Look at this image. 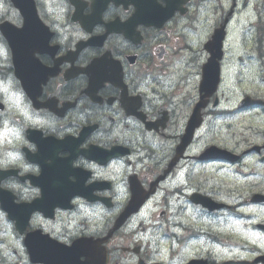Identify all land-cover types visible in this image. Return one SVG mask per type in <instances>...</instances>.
<instances>
[{
    "label": "flooded vegetation",
    "instance_id": "af4514ba",
    "mask_svg": "<svg viewBox=\"0 0 264 264\" xmlns=\"http://www.w3.org/2000/svg\"><path fill=\"white\" fill-rule=\"evenodd\" d=\"M182 2L183 0H174L172 5L179 9ZM158 4L165 7L167 3L160 0ZM155 5V0H112L111 3L108 0H96L95 15L90 10L91 5L86 7L79 4V9L73 15L84 23L96 22L99 12L111 7L113 14L104 18L103 23L113 24L115 29H120L121 24L133 21L142 23L157 15ZM82 7L85 9L81 14ZM135 14L140 18L132 19ZM224 25L225 35L221 43L217 44L213 42V34ZM202 27L208 28V41L202 45L203 52L199 59L194 61L192 53L198 49L195 37L188 34L199 33ZM136 30L139 35H127L134 41L129 50L120 51L118 38L112 37L105 40L103 45L105 53L113 51L110 60H100V57H96L100 62L94 66L84 68L69 65L68 70L90 71L97 81L115 80L130 94L129 78L141 80L143 86L138 87L133 98H140L145 104H156L157 100L163 99L167 116L162 121L146 117L144 132L151 133L162 141L178 139L179 143L163 163L155 160L153 149L143 151L145 142L141 139L137 145L131 133L129 138L133 146L123 148L121 155L107 159L103 153L111 152L112 149L90 153L89 155L95 158L92 163L107 159V163L99 167L97 174L91 177L88 184L89 187L98 186L95 191L96 199L109 201L114 206L115 193L125 201L124 207L118 215L109 218L110 222L97 216L98 223L88 225L95 234L77 235L63 241L57 240L52 234L55 226L60 224L62 228L72 231L81 221L69 214L76 206L75 200L72 201V208L65 209L59 205L74 192L88 194L81 189L85 177L70 168L73 144L44 143L39 159L42 162L44 158H48V166L44 169L43 176L36 178V183L42 192H45V196L38 201L17 203L31 204L34 209L39 210L36 214H31L23 232L25 240L29 238L37 246V250L31 254L32 264H100L101 260L103 264H171L173 260H176V264H259L264 261V254L245 256L244 251L247 246L264 252V249L252 244V241L264 235V210L260 207H256L254 211L249 210L250 205H258L264 201V187L251 183L264 177V171H261L264 168V87L254 88L247 85L246 80L238 79V75L253 79L255 70H262L259 77L264 85V0H185L182 9L176 11L162 28L139 25ZM107 35L104 32L90 39L99 41ZM46 37L34 35L27 44V50H47ZM80 43L87 44L88 41L81 40ZM209 43L212 45V51L220 56L217 60V80L215 84L211 81V84L201 89L202 69L212 61V55L208 52ZM53 46L55 45H49ZM36 59L41 60V57ZM245 61L248 63L245 64ZM193 63L195 67H192ZM27 65L30 69L29 81L35 93L40 82L50 77V73H47L50 67L33 61ZM210 68L214 70L213 67ZM194 73L197 78L193 81ZM63 74L64 69L61 70V75ZM72 74L74 73L69 75ZM95 83L96 81L94 86ZM111 91L113 94L108 98L117 99L118 90ZM104 95L105 93H101V98ZM239 95L243 98L237 101ZM67 103L72 101H58L57 107H63ZM229 116L235 123L238 138L241 137L234 144V148L225 133ZM248 120L253 121V126L252 130L247 128L246 132L243 126ZM109 122L111 123V118ZM189 125L191 129H188ZM246 125L250 126L248 123ZM245 133L246 139L243 138ZM208 137H214L216 142L205 146L204 141ZM210 147L231 151V159L214 158L217 153L208 152ZM194 164H204L208 167L203 172L192 174L189 169ZM213 168L220 170L213 173L206 171ZM72 169L80 170L77 163H73ZM126 169H134L133 174L141 184L142 193L137 195V200L141 203L137 209L139 211L117 227L118 217L132 203L123 195L122 190ZM230 169L234 170L236 179L235 193L243 197L239 203L234 201L235 208L229 205L228 208H223L226 200L221 201L223 203L217 202L203 192L187 195L189 180L199 185H210L212 180H216L214 183L217 184L222 175L228 174ZM137 172L140 174H136ZM76 177L79 183L71 185L70 183H76ZM128 178L131 180V176ZM173 187L186 202L188 200L193 205L196 204L191 202L190 198L196 201L207 198L215 205H220L217 209L242 208L243 211L236 213L237 217L256 222L239 230L234 225L229 234H226L223 229L227 224L214 223L211 225L212 231L209 232L208 224L191 230L187 225L177 224L172 218L162 220L168 214L167 197ZM214 190L220 191L217 185ZM143 193L150 195L145 198ZM196 206L200 208L199 205ZM89 212L91 213V209ZM210 219L214 220L213 217ZM4 225L7 227L5 222ZM172 228L178 231L174 232ZM193 231L195 234H189ZM191 235H197L199 238L204 236L207 242L200 243ZM7 239L11 241V233ZM50 240L61 246L54 245ZM88 240H99L103 243L99 248H95ZM228 240L233 243H226ZM185 241H194L195 244H190L177 259V245ZM72 246H75V250L63 257L62 248Z\"/></svg>",
    "mask_w": 264,
    "mask_h": 264
},
{
    "label": "clouds",
    "instance_id": "9594fccd",
    "mask_svg": "<svg viewBox=\"0 0 264 264\" xmlns=\"http://www.w3.org/2000/svg\"><path fill=\"white\" fill-rule=\"evenodd\" d=\"M16 2L17 0H0V19L14 17L18 22L23 23L26 29L34 22L46 34L45 47L47 50L33 48L31 49V58L37 64L48 65L51 73L47 80L40 82L38 90L34 93L28 76L20 70L17 47L9 34L16 30L11 25L0 24V220H3L7 225L4 230L5 240L7 241L9 233L12 236L11 242L4 244L0 264H32L31 249L23 235L28 217L23 221L18 220L13 215L12 208L17 203H30L45 196V192H42L41 187L36 183V178L42 177L44 169L48 166V158H44L42 162L39 159L44 143L54 142L59 145L71 143L74 145V149L71 151L73 159L69 160L70 168L73 172L83 174L85 178L81 189L88 193L82 195L79 192H74L64 198L59 205L64 208H72V201L75 200L76 206L69 214L81 221L72 231L57 224L52 234L61 241L70 240L77 235L95 234L88 225L98 223L97 216L110 222V217L121 212L125 201L121 199L120 195L113 194L115 202L113 206L109 201L97 200L95 191L98 186L89 187L88 184L91 177L97 174L99 167L107 163V159H111L114 155H121L123 148L133 146L129 133L136 139L137 145L141 139L145 142L143 151H147L149 148L153 149L155 160H159L161 163L167 159L168 154L179 143L178 139L162 141L153 134L144 132L146 117L162 121L167 116L163 107L165 103L163 99L157 100L156 104H145L141 102L140 98H133L138 87L143 86L141 80L129 78L130 94L121 83L115 80L101 79L97 81L90 71L68 70L69 65L84 68L94 66L100 62L96 57H100V60H110L113 51L105 53L103 45L105 40L112 37L118 38L121 45L120 51H127L134 44L125 31L114 32L112 28L103 23L104 18L113 14L111 7L99 12V19L89 29H86L81 20L77 19L73 13L77 11L78 4L86 7L91 5L90 10L95 15L96 0H33L34 7L37 4L39 6V16L47 22V27H45L40 24L39 18L29 21L23 17ZM108 2L111 3L112 0H108ZM159 2L160 0H155V3ZM165 2L168 4V0ZM184 2L185 0L180 4L179 9L172 11V14L181 10ZM168 8L161 10L167 11ZM84 9L85 7L80 9L81 14ZM165 19L161 20V23ZM104 32L108 34L104 39L99 41L90 39V37ZM188 35L195 37V45L198 49L192 53L195 61L203 52L202 45L208 41V33L207 31L202 34L193 32ZM81 40L88 41V43H80ZM49 45L55 46L49 47ZM208 52L213 57V60L209 61L212 63L216 57L212 51L211 43H209ZM37 57H41V60H37ZM57 57L63 58L58 59ZM247 63L248 61H245V64ZM117 67L119 66L117 65ZM192 67H195V63L192 64ZM62 69H64L63 75H61ZM70 73L74 74L69 75ZM53 77L58 78L52 79ZM196 78L194 73L192 80L194 81ZM94 81H96L95 86ZM256 84L258 87H264L258 81ZM112 89L118 90L115 100L108 98L113 94ZM101 93H105L103 98H101ZM242 98V95L237 96V101ZM69 100L72 103L57 107L58 101ZM110 118L111 123L109 122ZM196 118H198V114ZM92 125H99V127H92ZM73 137H79V139H73ZM215 142L214 137H208L204 144L207 146L208 143ZM103 149H112L111 152L103 153L107 159L92 163L95 158L89 154L101 152ZM73 163L78 164L79 171L72 169ZM206 167L208 165L194 164L189 171L196 174L203 172ZM125 171L122 190L123 195L132 202L129 205L131 212L134 210L133 206H138L137 195L142 193V188L133 174L134 169ZM261 171H264V168ZM129 176H131V180H129ZM67 182L70 183L68 180ZM144 182H147V176L144 177ZM78 183L76 177V183L70 184L77 185ZM251 183L264 187V177L251 181ZM197 192H203L204 195L212 197L217 202L229 200L239 203L243 198L235 193L216 191L209 184L199 185L189 180L187 195L191 196ZM143 195L147 198L150 194L143 193ZM196 203L199 204L202 215L216 217L215 220L199 222L202 225L207 223L209 232L212 231L213 223L233 224L239 230L241 227L246 228L248 224L256 222L237 217L236 213L243 211L242 208L217 209L215 206H209L212 204L211 201ZM256 207L264 210V201L258 205H250L249 210L254 211ZM89 209H91V213ZM38 211V209H33L32 214H36ZM185 219L190 220V217H185ZM172 231L175 232L178 229L172 228ZM199 240L200 243H204V236H200ZM88 241L95 248H99L103 243L99 240ZM226 243L232 244L233 241L228 240ZM190 244L194 246L195 242L185 241L177 245V259L184 254ZM252 244L257 245L259 249H264V235L252 241ZM216 246L213 245V247ZM262 254L264 252L245 246V256ZM100 264H103L102 260ZM171 264H176V260H173ZM259 264H264V261H260Z\"/></svg>",
    "mask_w": 264,
    "mask_h": 264
},
{
    "label": "rangeland",
    "instance_id": "374dc122",
    "mask_svg": "<svg viewBox=\"0 0 264 264\" xmlns=\"http://www.w3.org/2000/svg\"><path fill=\"white\" fill-rule=\"evenodd\" d=\"M6 21H9V22H11V23H13V24H15L16 26H18L19 25V22L14 18V17H8L7 19H5ZM204 31H208V28H204V27H202L201 29H200V31H199V33H203ZM255 72H256V70H255ZM259 82V84H261V80H259L258 79V77H254V80H253V84H254V86H257V84H256V82ZM262 89V88H261ZM261 89H255V90H257V91H260ZM242 134H244L243 132H241ZM249 133V132H248ZM246 135H247V133H245V135H244V137L243 138H245L246 139ZM228 136H229V134H228ZM241 138V137H240ZM240 138H238V137H232V140H231V137L229 138V142L231 143V144H235ZM218 170V168H213L212 169V171H217ZM220 170V169H219ZM218 170V171H219ZM221 185L224 187V192L223 193H232V191L235 189V187H236V180L234 179L232 182L231 181H227V182H225L223 179H222V181H221ZM246 188H248V186H246ZM172 208H174V210H175V208L176 207H174V206H171ZM167 210H168V207H167ZM180 214V216H181V218H182V223L183 224H189V225H192V224H197V225H202V224H200L199 222L201 221V220H204V221H207V220H209L210 219V217H208V216H204V215H202V212L200 211V210H195V208H191V207H188V208H186L185 210H183L181 213H179ZM185 217H190V220H188V219H185ZM166 218H167V215L166 216H164L163 218H162V220H166ZM214 218V220L216 219V217H213ZM176 221H179L178 219H176ZM220 223H222V224H227L225 227H224V229H223V231L226 233V234H229V232L233 229V224H228V223H223V222H220ZM207 223H204L203 225H206ZM214 224V223H213ZM198 240H199V238H198ZM200 241V240H199ZM204 242H207V240H206V237H205V241Z\"/></svg>",
    "mask_w": 264,
    "mask_h": 264
},
{
    "label": "water",
    "instance_id": "95a60500",
    "mask_svg": "<svg viewBox=\"0 0 264 264\" xmlns=\"http://www.w3.org/2000/svg\"><path fill=\"white\" fill-rule=\"evenodd\" d=\"M16 6L21 9L22 16L25 17L27 20L34 21L35 18H38L36 8L34 7L33 4V0H17ZM40 24L43 25L41 22ZM4 25H10V24L4 23ZM11 27L16 30L15 32L9 33L16 47L19 41L21 42L24 41V38H27L29 35H46L42 30L39 29V27L34 22L27 29L25 28L24 24L20 29L15 28L12 25ZM17 51L19 52L18 48Z\"/></svg>",
    "mask_w": 264,
    "mask_h": 264
}]
</instances>
